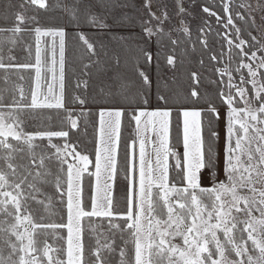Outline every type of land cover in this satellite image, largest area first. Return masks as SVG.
<instances>
[{"label": "snow or ice", "instance_id": "snow-or-ice-1", "mask_svg": "<svg viewBox=\"0 0 264 264\" xmlns=\"http://www.w3.org/2000/svg\"><path fill=\"white\" fill-rule=\"evenodd\" d=\"M56 7L66 12L77 28L135 27L127 15L113 24L107 23L104 13L117 7L113 0H71L69 3L57 0ZM140 7L146 17L142 19V31L151 38L155 26L148 25L153 20L162 25L168 19L166 8L154 6L153 0H144ZM191 7H196L195 3ZM200 7L218 23L224 19L211 5ZM257 7L264 11V3H258ZM0 8V19L6 22L14 17L15 21L11 27H0V34L11 33L0 35V70L3 71L0 75V264H110L105 253L110 256L116 251L117 234L124 244L118 253V264H264V71H261L264 55L257 57V51L264 53V43L249 33L250 41L259 45L251 50L250 41L241 38V29L231 15L230 2L223 4L222 12L228 14L225 26L235 30L238 43L225 38L228 51H222L220 59L227 55L232 61L233 47L239 49L236 55L240 60L234 71L239 74L240 83H234L228 67L219 70L221 76L228 74L225 85L228 92L221 88L218 93L227 105L222 150L217 147L220 133L215 126L221 116L212 102L203 110L210 114L207 139L203 134L202 110H180L182 153L170 151L168 146L171 108L132 109L130 119L135 122L138 133H145V138L140 141L138 158L135 140L128 146L122 209L116 179L124 107L101 108L98 112L99 142L93 172L89 168L92 163L89 156L68 142L78 121L66 108V31L39 26L31 29L35 33L34 63H15L11 53L19 42L17 34L29 30L21 25L36 20L35 16L28 17L25 13L30 8L47 11L49 4L47 0H0ZM179 11L184 13L186 9L179 6ZM237 18L244 19L239 13ZM78 35L90 55V63L84 67L98 65L99 59L91 60L98 56L95 45L83 33ZM44 37L50 40L43 41L42 47ZM112 38L131 41L136 37L113 33ZM202 43L207 46L206 40ZM246 45L249 51L245 50ZM143 55L148 62L152 60L148 52L143 51ZM210 58L218 60L216 55ZM114 59L119 64V55ZM257 59L259 63L254 67ZM168 64H174L172 57L168 58ZM13 69H34V87L27 95L22 86L11 80ZM242 69L247 70V75ZM101 71L104 79L100 93L112 101L126 99L130 82L119 74L109 76L105 70ZM137 74L145 86H150L145 72L137 69ZM23 78L19 76L20 80ZM249 84L251 89L247 87ZM190 95L199 99L196 90ZM157 99L165 105L169 103V98L159 91ZM74 100L85 104L79 97ZM147 102L145 99L144 103ZM53 114L61 124L67 121L68 127L51 130ZM29 120L39 121V127L45 130L27 131L25 125ZM149 127L155 136L153 143L159 141L154 149V163L146 158L145 152ZM53 137L64 138L63 146L53 144ZM44 140L47 145L37 142ZM170 158H174V163ZM53 162L55 171L50 166ZM85 173L95 178L94 184L90 180L85 187ZM205 180L211 187L203 186ZM41 212L47 213V217L58 215L60 219L52 221ZM85 233L95 238V247L86 249ZM125 233L133 245L131 254L126 251ZM50 235L60 243L49 244ZM41 236L43 241L38 239ZM177 238L182 243H176ZM86 251L90 252L87 260Z\"/></svg>", "mask_w": 264, "mask_h": 264}, {"label": "trees", "instance_id": "trees-1", "mask_svg": "<svg viewBox=\"0 0 264 264\" xmlns=\"http://www.w3.org/2000/svg\"><path fill=\"white\" fill-rule=\"evenodd\" d=\"M49 9L47 11L30 8L25 15L28 17L35 16L36 20H28L22 28L29 29L17 34L18 43L11 53L15 57V63H34L35 60V33L31 29L39 26L41 28H64L66 31V46H65V95L66 108L71 112L72 117L77 119L78 127L71 130L68 142L76 146V150L82 154L89 156L92 163L89 168L93 171L95 152L97 148V140L99 136L98 129V112L101 108L109 107H124L125 116L122 119L121 139L118 156V175L116 179V191L121 196L119 207L123 208V190L126 184L124 179V169L127 166L126 153L129 150V145L135 140L136 142V125L130 119L132 109L155 110L159 108H171V127L169 133V150H180L182 145V127L180 110L183 108L202 110V118L204 123V136L207 139L208 135V120L210 114L203 111L207 108L208 103H214L219 111L225 110L227 105L222 103L219 96V90L223 88L224 92H228L225 85L228 83V74L220 75V71L226 67L232 71L233 81L236 84L240 83L239 74L234 70L240 60L236 55L239 49L233 47V60L229 61L225 55L220 59V53H227L228 46L226 39H232L233 43H238L236 40L235 30L231 26H225L226 17L228 14L222 12L223 4H231V15L234 23L241 29V38L249 40L251 36L257 38V30L251 21L250 16L241 9L237 0H183L181 6L186 9L181 13L176 5L175 0H153L154 6L160 9H165L168 14V19L159 24L153 20L149 27H153L154 35L149 38L142 31V19L146 18L144 10L140 7L144 0H113L117 7L110 12H105L108 24H113L115 20L121 19L125 15L135 27L132 28H112L98 29L91 26L74 27L68 14L56 7L57 0H47ZM64 3H69L71 0H62ZM86 2V0H85ZM195 3L196 7H191ZM127 4L128 7H120L119 5ZM135 5V7H133ZM201 5H211L212 10L223 17L221 22H217L215 17H209L202 12ZM156 9V8H155ZM95 11H99L95 9ZM2 12V8H0ZM237 13L244 17L238 19ZM160 14L159 12L157 13ZM207 20V24H205ZM14 17H10L6 22L0 19V27H11L14 24ZM185 29H188L186 32ZM79 33L83 35L95 45L97 57H92L91 60L99 59L100 63L91 64V67L85 68L84 65L90 63V55L86 46L79 38ZM113 33L118 35L134 34L135 39L131 41H121L113 39ZM11 35V33L0 34ZM48 40L47 37L42 38L41 46L44 47L43 41ZM207 41L205 46L202 41ZM258 40V39H257ZM252 44L251 50L259 47L250 41ZM101 45L104 47L102 48ZM29 46H31V54H29ZM148 52L152 56V60L148 62L143 55V51ZM245 50L249 51V46H245ZM108 55L105 56L104 52ZM5 63H7L8 52L3 53ZM119 55L120 62L116 64L114 57ZM216 55L218 60H212L210 57ZM264 53L257 51V57ZM172 57L174 64H168V58ZM245 62H248L245 60ZM259 63V60L253 62V66ZM105 70L109 76L119 74L128 80L131 87L128 89L127 98H121L119 101H112L111 98L105 97L100 93V87L104 79L103 72ZM139 71L145 72L150 80V86L143 84L142 78L137 74ZM247 75V70L242 69ZM264 71V70H261ZM195 73L194 77L192 74ZM0 75L3 71L0 70ZM23 76V80L19 76ZM11 80L15 84L23 87L27 95L34 85V69H20L10 71ZM223 81V83H221ZM264 82V81H262ZM165 84L167 87H165ZM251 89V85H247ZM192 90H196L199 94V99L191 97ZM158 91L160 94L169 98L167 105L157 99ZM235 89H233V93ZM74 97H79L85 100V104L74 100ZM147 99V104L144 100ZM241 107V105H239ZM54 113V110H53ZM47 126L48 121L44 122ZM39 121H27L25 128L29 132L37 130H45L39 127ZM216 130L219 132V122H215ZM61 127L67 128V121L61 124L53 114L51 121V130H60ZM47 145V140L37 141ZM52 142L59 144L65 143L64 138H52ZM219 147V141L217 143ZM70 150V149H69ZM53 152L54 149H48ZM181 152V150H180ZM182 153V152H181ZM173 158H170L171 162ZM48 163V162H46ZM55 171V163L50 165ZM66 167V165H65ZM93 183V177L89 178L85 173L84 184L87 187L89 181ZM179 185V179L177 178ZM52 192V189H49ZM205 200L207 201L206 197ZM58 208L59 206L56 205ZM46 218L52 221H59L58 215L47 217V213L41 212ZM51 231V230H49ZM239 233L237 236L239 237ZM245 238L246 235L244 234ZM43 241L44 237H38ZM125 240H128L126 251L131 254L133 245L131 239L125 233ZM48 243L58 245L57 241L51 235L47 237ZM124 246L119 234L115 237L116 251L108 256L110 264H118L120 259L118 253L120 247ZM42 247V244H41ZM85 247L91 249L95 247V238L85 233ZM86 260L90 258V252L85 253Z\"/></svg>", "mask_w": 264, "mask_h": 264}, {"label": "rangeland", "instance_id": "rangeland-1", "mask_svg": "<svg viewBox=\"0 0 264 264\" xmlns=\"http://www.w3.org/2000/svg\"><path fill=\"white\" fill-rule=\"evenodd\" d=\"M183 0H175L176 2V5L179 9V6H181V2ZM239 6L240 5H245V7H241V9H244V11L250 16L251 18V21L253 22L256 30H257V39L259 41H261V43H264V11H261L257 5L258 3H264V0H237ZM251 5L252 7L251 8H248L247 5ZM154 10L155 7H154ZM48 40H50V38H48ZM57 59H58V55H57ZM49 82L50 81V78H49ZM44 82L42 81V84ZM34 87V85H33ZM57 88H58V84H57ZM46 90V89H45ZM243 105L241 104V107ZM146 111H151V110H146ZM220 112V116H221V119L218 121L219 122V133H220V139H219V149L222 150L223 148V145H224V138H225V121H224V116L226 114V109L225 110H221L219 111ZM181 127L183 128V117L181 116ZM141 128H143V125H141ZM98 129H99V118H98ZM137 132V130H136ZM147 143H146V146H145V152H146V158H149L153 163L155 161V148L158 147L159 145V141L156 140V143L154 144L153 143V140L155 139V136L151 130V127H149L147 133ZM53 138H57V137H53ZM145 138V133L143 131L141 132H137V136H136V154H137V158H138V155H139V146H140V141L142 139ZM98 142H99V136H98V140H97V146H98ZM53 144H56L54 142H52ZM64 143H59V144H56L58 146H63ZM168 146H169V142H168ZM181 152H183V144L181 145V148H180ZM180 150H177L176 152H180ZM68 160L70 162H74L73 161V158L71 156H68ZM173 163H174V158L172 159ZM93 172H94V169H93ZM220 179L223 178V175L221 174V176L219 177ZM94 177H93V184H94ZM204 187H211V184L208 180H205L204 181V184H203ZM205 202L207 203L208 201L205 200ZM221 237H222V234H220ZM245 235H247L245 233ZM176 243H182V241L177 238V240L175 241ZM249 247H251V242H249ZM255 254V253H254Z\"/></svg>", "mask_w": 264, "mask_h": 264}]
</instances>
